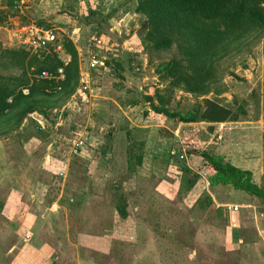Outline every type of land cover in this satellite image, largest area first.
Returning a JSON list of instances; mask_svg holds the SVG:
<instances>
[{
	"label": "rangeland",
	"instance_id": "rangeland-1",
	"mask_svg": "<svg viewBox=\"0 0 264 264\" xmlns=\"http://www.w3.org/2000/svg\"><path fill=\"white\" fill-rule=\"evenodd\" d=\"M136 5V0H0L1 48L28 50L23 41L32 25L51 30L49 43L61 44L78 27L72 44L82 66L73 96L61 89L36 102L46 119L43 129H36L34 120L40 118L35 113L20 121L0 117V202L8 196L13 203L20 198L43 205L31 217L5 218L0 212L3 245L16 243L7 256L0 252V264H264V198L229 184H208L211 170L180 171L189 162L181 142L198 126L152 111L143 98L151 96L156 103L157 92L168 111L181 114L203 97L227 107L246 99L251 119L221 123L213 134L231 133L227 147L203 130L194 137L221 161L249 169L250 181L264 187V32L250 31L216 54V75L207 86L217 94L201 96L155 72L158 63L179 57L177 45L152 48L142 26L145 16L135 11ZM88 9L97 11L107 27L103 40L114 43L108 67L89 72L90 94L79 91L87 59L84 44L96 27ZM115 61L121 69L112 65ZM0 74L20 77L21 69L4 57ZM128 101L135 103L125 108ZM120 104L123 112L116 107ZM150 152L169 156L167 175L132 177L136 155ZM193 184L196 192L189 193ZM181 196H191V202ZM50 201L52 210H47ZM123 202L128 217L120 218L115 204ZM222 203L224 209L230 203L242 206L232 231L215 208ZM24 234L26 242L19 240Z\"/></svg>",
	"mask_w": 264,
	"mask_h": 264
},
{
	"label": "trees",
	"instance_id": "trees-1",
	"mask_svg": "<svg viewBox=\"0 0 264 264\" xmlns=\"http://www.w3.org/2000/svg\"><path fill=\"white\" fill-rule=\"evenodd\" d=\"M261 2L262 0H136L135 11L145 16L142 26L147 28L145 34L151 47L168 48L172 42L177 45L179 57H172L158 63L155 66V72L160 77V74L162 77H170L171 85L178 84L186 92L199 93L201 96L207 93L217 94L208 90L207 86L216 75L215 56L219 51L223 52L229 42L243 38L250 31L262 32L263 30L264 32V6ZM87 17L89 22L95 23L96 27L91 28L93 34L108 33L97 11L88 9ZM62 47L68 56V61L63 66L64 78L58 83L31 77L40 70H53L62 65L54 52L30 53L20 47H0V59L6 57L10 65L21 69L20 77L0 74V117L10 115V118H14L16 116L17 121H20L32 111L42 113L36 107V102L43 100L44 96L59 92L61 89L65 95L74 91L79 71L77 53L69 40H65ZM107 61L105 67L109 65ZM112 65L121 69L120 62L115 61ZM57 86L59 89H56ZM22 88L27 89L26 94L21 92ZM154 96L156 103L151 96L143 97L149 109L182 123L204 122L206 123L204 128L211 134H215L217 128L224 126H219L221 123L251 119L247 116L248 101L246 99L234 101L232 106L227 107L208 97H203L202 101L196 102L192 109L181 114L168 111L165 108L166 101L157 92ZM134 103L135 101H128L126 105ZM143 112L146 114L145 111ZM241 115L243 117H240ZM35 127L41 129L38 125ZM189 134L188 141L184 137L181 145L188 154L190 164L197 171L204 169L212 171L208 175V184H229L234 189L254 194L260 199L264 198V187L256 186L250 181V171L226 161L223 162L219 156L206 152L194 137L197 134V128L193 127ZM262 140L264 147V135ZM131 149L132 144L128 140L126 149L128 157ZM89 150L97 152L91 147ZM196 154L199 156L197 164L193 163V157ZM135 158V163L139 164L141 157L136 155ZM129 163L128 158L127 169H129ZM182 168L186 166L182 165ZM115 210L120 218L126 217L124 202L116 203ZM232 221L230 224L236 227L233 217Z\"/></svg>",
	"mask_w": 264,
	"mask_h": 264
},
{
	"label": "built area",
	"instance_id": "built-area-1",
	"mask_svg": "<svg viewBox=\"0 0 264 264\" xmlns=\"http://www.w3.org/2000/svg\"><path fill=\"white\" fill-rule=\"evenodd\" d=\"M50 35H52L51 30L44 29L41 26L32 25L30 34L25 37L23 44L28 46V50H30V52H54L55 54H57L59 60L62 62L61 66H58L53 70H40L39 72L32 74V78L36 80L45 79L50 80L53 83H58L64 78L63 66L66 65L68 56L66 55L64 58L60 56L61 52L64 53L62 44L60 42L49 43L51 41ZM78 35L79 29L78 27H75L74 29L67 32V35L65 36L71 43H75L78 39ZM102 36V34H92L87 38L84 44L85 52L87 53V68L85 72H83L84 75H82V77H79V91H81L82 93L87 92L90 94L91 89L88 85L89 72L96 68H104L105 62L106 60H108L109 55L113 54L112 47L114 43L110 42V39H107L106 41L103 40L104 37ZM56 89H59V86H57ZM21 92L23 94H26L27 89L22 88ZM73 95L74 93L72 94V96ZM37 117H39L40 119H35L34 121L42 129L44 127L42 123L45 122L46 119L41 114H37ZM81 143L82 142L80 140L77 141V144ZM237 209L238 206L232 204L226 207V211L229 213L231 221L232 214L237 211ZM231 223L234 225L233 221ZM28 237V234L23 235L24 239H27Z\"/></svg>",
	"mask_w": 264,
	"mask_h": 264
},
{
	"label": "crops",
	"instance_id": "crops-1",
	"mask_svg": "<svg viewBox=\"0 0 264 264\" xmlns=\"http://www.w3.org/2000/svg\"><path fill=\"white\" fill-rule=\"evenodd\" d=\"M74 44V43H73ZM120 46V45H119ZM61 57H65L66 56V54H64V53H62L61 55H60ZM80 62L81 61H78V68H80V67H82L81 65H80ZM82 64H83V66H85V68H84V70H86V68H87V59H86V61H85V63L82 61ZM74 93V92H73ZM72 93V94H73ZM93 96V95H92ZM121 104L120 105H116V107L120 110V112H123V109L121 108ZM124 106V105H123ZM125 108H129V106L128 105H126L125 104ZM32 113H35L36 115L37 114H39L38 112H36V111H32V112H30V113H28L27 115H31ZM23 121H25V119L23 120ZM145 121H150L149 119H146ZM261 121V120H260ZM95 123V122H97V121H95V122H93V121H91L90 120V122H88V123ZM257 122H258V120H257ZM182 123V122H181ZM192 123H194V122H192ZM192 123H182V124H186V126H191V124ZM196 124H193V125H196V126H198V128L199 129H197V136H199V133H198V131L199 130H203L204 131V133H206L205 135H208L209 137L210 136H212V137H214L215 138V135H213V134H211V133H209V132H207V131H205L204 129H203V127H204V125H206V123H204V122H195ZM199 123H201V124H199ZM225 123V122H224ZM59 123H56V125H58ZM89 128H92V125H89ZM143 128H145V126H143ZM196 128V127H195ZM43 129V128H42ZM203 131H200V133L201 134H203ZM176 132H177V129L175 130V132H171L174 136L176 135ZM260 132H263L264 133V131H260ZM232 134H234V132L232 131ZM230 135H231V133H227V132H222V133H217V138H220V141H219V144L218 145H222V146H226L227 147V144L226 143H228V141L230 140V141H232L231 139H230ZM57 138H59L58 136H57ZM217 138H215V139H217ZM0 140H4V138L2 137V136H0ZM215 142H216V140H214ZM229 141V143H231ZM182 146V145H181ZM257 151L259 150L260 151V146H258L257 148ZM152 150V149H151ZM262 150V149H261ZM154 151V150H153ZM152 151V152H153ZM227 151V150H226ZM143 154H144V152H143ZM156 154H159V153H151L150 152V154H148V156H142L141 158H140V163L139 164H136V170H133V176L132 177H142V178H145V179H151L152 178V175L153 176H155V177H159V178H161L162 177V175H163V173L165 174V175H167L166 174V172L168 173V165H167V161H168V157L169 156H166L165 154H162V155H156ZM226 154V153H225ZM45 162V161H44ZM184 166V165H183ZM235 166V165H234ZM238 166V165H237ZM181 167H182V165L180 166V171H182V170H192V171H194L195 173H198L197 172V170H194V168H193V166H192V164H189V162L188 161H186V168H182L181 169ZM148 168V169H147ZM242 169V168H241ZM144 172H143V171ZM157 170V171H156ZM244 170H248L249 171V169H247V168H244ZM157 172V173H156ZM155 179V178H154ZM185 181H187V179H185ZM188 183H189V180L187 181ZM193 190V191H192ZM194 192H196V189H195V185L193 184L190 188H189V193H194ZM191 196H188V197H186V196H184V197H182L181 196V200L182 201H187V202H191V201H189V198H190ZM15 200H13L14 201V203L12 202V201H10L11 199L7 196V197H5L4 198V200L2 201V202H0V204L2 205L1 207H0V212L2 213V214H4V217L5 218H12L10 215H16V216H21V218L23 217H25V216H28V217H31V215H34V216H36V215H39L38 213H40L39 212V210L41 209V207L43 206L42 205V203H38V205L36 204V205H33V204H30V203H28V202H26V201H23V200H20V198H14ZM193 202V201H192ZM213 203H215V201H213ZM223 204H226V203H222V204H219V205H215V208H217L218 210H220L221 211V216H222V218L225 220V222H226V226H229V225H231V224H229V222H228V219L230 220V215H229V213L226 211V209H224V207L222 206ZM233 205L234 203H230V205ZM51 205H52V201H50L49 202V204H47V207H49V208H47V210L49 209V210H52L50 207H51ZM235 205V204H234ZM237 205V204H236ZM245 206H247V205H245ZM211 207H214V205H212ZM242 206L241 205H238V208H241ZM244 207V206H243ZM34 209H36V211L37 212H35V210ZM134 209H136V207L134 208ZM126 210H127V208H126ZM238 210V209H237ZM236 212V211H235ZM233 213L232 214V217H234V218H236V213ZM9 216V217H8ZM126 217H128V215L126 214ZM19 218V217H18ZM236 225H237V223H236ZM237 227V226H236ZM234 227H232V225H231V228L230 229H228V231H232V229H233ZM235 229V228H234ZM262 231H264V230H262ZM261 231V232H262ZM4 232V231H3ZM1 235H2V232L0 233V252H2V253H4V255L5 256H7V254L13 249V248H15L14 246V243L15 242H10L9 244H7V245H3V238L1 237ZM20 238L21 239H19V240H21L22 242H26L25 240L26 239H23V235H21L20 236ZM18 243V242H17ZM16 244V243H15Z\"/></svg>",
	"mask_w": 264,
	"mask_h": 264
}]
</instances>
